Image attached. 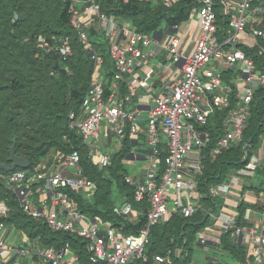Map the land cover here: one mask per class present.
<instances>
[{
  "label": "built area",
  "instance_id": "obj_1",
  "mask_svg": "<svg viewBox=\"0 0 264 264\" xmlns=\"http://www.w3.org/2000/svg\"><path fill=\"white\" fill-rule=\"evenodd\" d=\"M176 1L162 0L167 6ZM195 1L197 4L189 19L197 21L200 33L189 41L182 37L181 24L174 25L172 31L158 38L154 33L121 23L115 15L103 12L94 0H72L69 8L71 23L95 63L90 86L79 109L69 114V126L81 135L95 164L105 167L111 163V154L102 150V132L120 139L126 135L143 139L140 136L142 105L148 106V142L134 146L131 150L133 158H125L135 161L141 154L144 158L149 154L152 156V164L146 169L144 178L133 174L125 177L134 188V199L149 202L146 226L139 232H126L112 221L91 217L79 209L69 189L82 191L89 199L97 190L96 182L83 172L79 148L67 153L53 152L48 161L33 169L0 171V181H5L13 190L27 214L45 222L53 231H67L85 240L90 264L148 261L146 246L151 226L176 213L190 217L202 207L203 194L198 189L197 176L203 172V149L211 136L203 127L216 110H228L226 131L211 151L215 158L225 148L242 141L256 89L264 88V63L259 65L256 57L240 46L255 48L256 54L264 57V27L261 26L264 0H222V11L228 19L226 27L218 22L214 0ZM95 23L105 31L108 53L115 66L110 83H106L102 72L104 58L90 42L86 31ZM38 43L46 50L58 51L64 60L73 53L69 36L54 35L51 39L41 36ZM163 54L167 75L171 77L172 68L180 66L179 75L165 81L162 91L156 95L152 92L151 74L146 72L145 76H139L135 70L146 68L152 58ZM237 65L244 68L241 93L235 91V87L224 79L223 71L218 69ZM125 78L127 89L121 92L120 81ZM140 90L146 92L141 94ZM232 93L237 95L235 106L231 102ZM137 95H140V104L133 102ZM160 134L167 139L165 168L161 173ZM263 165L258 153H253L237 172L244 175ZM231 186L230 180L213 184L209 194L226 199ZM241 201L259 205L260 218L256 222L241 225L236 220L238 212L224 216L209 210L213 221L198 233V241L209 250L212 239L207 233L217 228L221 233L233 228V236L246 245L247 254L244 260L230 264H264V176L258 192L248 188L241 190L238 203ZM252 209L248 207L247 211ZM9 210L7 203L0 204V214H7ZM116 211L127 213L133 222L137 221L140 212L130 203L116 207ZM132 214H135L134 218ZM220 221L223 224H219ZM14 229L0 221V264L10 261L11 264H22L15 262L19 255L28 264H85L78 248L69 241L60 247H46L38 239L32 243L27 236L20 246H9L7 241ZM177 251L170 248L155 253L149 264H172L173 253ZM188 264L204 263L190 260Z\"/></svg>",
  "mask_w": 264,
  "mask_h": 264
},
{
  "label": "trees",
  "instance_id": "obj_2",
  "mask_svg": "<svg viewBox=\"0 0 264 264\" xmlns=\"http://www.w3.org/2000/svg\"><path fill=\"white\" fill-rule=\"evenodd\" d=\"M94 1L103 12L115 15L121 23L151 34L160 28L173 27L187 21L197 4L195 0H178L170 6L162 0ZM214 2L218 22L226 27L228 19L222 11V0ZM71 3L72 0H0V161L10 163L9 149L15 138L16 152L27 158L30 169L42 163L52 152L67 153L79 148L83 172L97 184V190L90 199L82 191L69 189L79 209L91 217L99 216L105 221H112L126 232H139L146 226L149 202L134 199V188L125 178L130 172L124 159L134 146L143 144L145 140L126 135L122 147L111 152V163L100 167L91 160L81 135L69 126V114L79 109L90 86L95 66L85 43L71 23ZM261 26L264 27V21ZM86 31L90 42L104 58L102 72L106 83H110L115 66L107 52L105 31L98 23L87 27ZM54 35L70 37L73 53L66 60L62 59L58 51L46 50L38 43L41 36L51 39ZM240 46L255 56L259 65L264 63V57L258 56L255 48ZM231 72L229 67L223 70V76L233 85L230 81ZM120 88L121 92L126 91V78L120 81ZM230 96L235 106L237 96L235 93ZM227 114L228 110H216L203 127L210 131L211 136L203 149V172L197 176L198 189L203 194L202 207L190 217L176 213L152 225L146 246L148 261L137 259L130 264H149L155 253H163L170 248L179 250L173 253L172 264H188L191 260L193 250L199 247L198 233L213 221L208 211L219 214L224 203L223 198L209 194V187L228 180L262 146L264 88L256 89L242 141L233 143L213 158L211 151L226 131ZM142 124L140 135H145L147 123L143 121ZM158 144L161 149V173L165 168L167 149L160 141ZM0 171L9 172L1 168ZM254 171L260 172L262 184L264 169ZM240 176L246 180L249 172ZM3 202L10 206V210L7 214H0V221L22 231L32 243L38 239L42 246L60 247L69 241L78 248L84 263L90 264L84 239L67 231H53L45 222L32 218L21 208L13 190L1 180L0 204ZM124 203H130L140 211L137 221L133 222L116 211V207ZM249 203L239 202L236 216L238 224H251L244 216ZM253 206L259 207L256 204ZM232 232L233 228H230L221 233L219 241L210 246L206 264H230L245 259L247 247L239 243Z\"/></svg>",
  "mask_w": 264,
  "mask_h": 264
},
{
  "label": "crops",
  "instance_id": "obj_3",
  "mask_svg": "<svg viewBox=\"0 0 264 264\" xmlns=\"http://www.w3.org/2000/svg\"><path fill=\"white\" fill-rule=\"evenodd\" d=\"M163 29V35H166L170 31H172V27H165ZM181 30H182V37L186 40H190V38L193 37V39L200 33V28L198 27V23L196 20H190L188 19L187 21L183 22L181 24ZM164 54L161 55L160 57H157V60H150L148 63V66L146 68H139L135 70V73L139 76H145L146 72H149L152 76V92L156 95L160 94L162 91V87L165 81L171 79V77H177L179 75V69L180 66H174L172 68V75L169 77L167 75V70H165L163 63H164ZM211 65V64H210ZM232 70V76L230 78L231 83L235 87V91L237 93H241V89L243 86V82L241 80V76L244 73V68L240 65H237L236 67H230ZM219 70H226L227 68L225 67H219ZM141 94H144L146 91L145 90H140ZM236 95V93H235ZM237 96V95H236ZM140 95L135 96L133 102L136 104H140ZM143 108V121H146L147 123V117H148V106L142 105ZM142 121V122H143ZM143 125V124H142ZM119 138V137H118ZM100 142L102 143V148L104 146H113V151H116L122 147V139L119 138V142L115 139L113 141L112 135H105L103 132L100 135ZM159 141L162 144L163 147L167 149V139L163 134H160L159 136ZM107 152V151H106ZM109 153V152H108ZM258 155L262 158L263 163H264V142L262 146L258 150ZM50 157V155H49ZM48 157V158H49ZM48 158L44 159L42 163L48 161ZM152 156L149 154L147 157H140L135 161H132V170L129 174L136 175L137 177L144 178V175L146 173V169L151 166L152 164ZM264 169V165L260 167ZM190 173V172H189ZM260 172L255 173V171H250L249 176L246 178V180L236 173H232L231 176L228 178L226 181H231L233 182V186H231L230 191L228 192V196L226 199H224L223 205L220 207V212L219 214L224 215V216H233L234 213H237V206H238V198H239V193L243 188H248L252 192H258L261 188V178L259 177ZM238 179V180H237ZM258 181V182H257ZM256 182V183H255ZM221 183V182H220ZM251 203V202H250ZM248 205V207H252L253 209L250 211H247L248 207L245 210V218L247 219L248 222L254 223L260 218V213H259V208L256 206H253L251 203ZM219 224H223L222 221L219 222ZM207 225V224H206ZM205 225V226H206ZM223 233V232H222ZM24 234V233H23ZM211 240V245L214 243H217L219 241L220 235H221V230L220 229H215L207 233ZM20 237L17 235L15 236V239L12 241V246H20L22 243H24L27 239V235L24 234V237ZM210 247V246H209ZM198 248H204L202 244L199 243ZM211 248V247H210ZM206 249V248H204ZM207 250V249H206ZM210 251V250H208ZM210 253V252H209ZM15 255L13 254V257ZM207 256V254H206ZM232 263V262H231Z\"/></svg>",
  "mask_w": 264,
  "mask_h": 264
},
{
  "label": "rangeland",
  "instance_id": "obj_4",
  "mask_svg": "<svg viewBox=\"0 0 264 264\" xmlns=\"http://www.w3.org/2000/svg\"><path fill=\"white\" fill-rule=\"evenodd\" d=\"M153 60H157L156 58H152ZM151 59V60H152ZM141 138H143L145 141H147V135H140ZM112 140L115 141V139L119 142V138L117 135H112ZM148 142V141H147ZM264 142V140H263ZM263 144V143H262ZM149 145V144H147ZM113 146L114 145H110V146H104V148H102V150L104 151H107L111 154V152L113 151ZM50 156L52 157L53 156V152L50 154ZM125 161V165L127 167V170L129 172H131L132 170V160H124ZM132 217L134 218L135 217V214H132ZM17 235V237L19 236L20 239H22L21 237H24V234L22 231L20 230H16L14 229L12 232H11V235L7 241V245H11L12 244V241L15 239V236ZM28 241V240H27ZM209 251L204 249V248H195L191 254V260L193 261H198V262H203L204 264H206V254H208ZM220 253V252H218ZM15 262H21L22 264H28V261L25 260V258H23L21 255H19L17 258H16V261Z\"/></svg>",
  "mask_w": 264,
  "mask_h": 264
},
{
  "label": "water",
  "instance_id": "obj_5",
  "mask_svg": "<svg viewBox=\"0 0 264 264\" xmlns=\"http://www.w3.org/2000/svg\"><path fill=\"white\" fill-rule=\"evenodd\" d=\"M16 17H18V14L16 13ZM155 36L158 38H161L163 35V29L160 28L157 32L154 33ZM107 52H109V49L107 48ZM10 156H9V161L10 163L6 162H1L0 161V168L5 170V171H13L15 169L22 168V169H27L30 167V163L27 160V158L23 155H20L16 152V138L14 139L13 144L10 146ZM148 150H146L147 152ZM144 152V153H146ZM139 157H144V154H141ZM127 158H133V152L131 151L128 155ZM124 203L123 205H125ZM124 216L128 217L129 215L127 213H123ZM241 240V237H240Z\"/></svg>",
  "mask_w": 264,
  "mask_h": 264
}]
</instances>
